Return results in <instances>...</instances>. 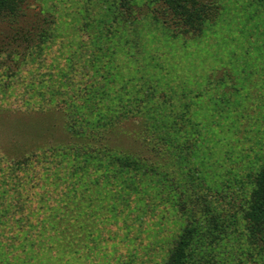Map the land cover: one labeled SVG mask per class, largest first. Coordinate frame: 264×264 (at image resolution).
<instances>
[{"label": "rangeland", "instance_id": "1", "mask_svg": "<svg viewBox=\"0 0 264 264\" xmlns=\"http://www.w3.org/2000/svg\"><path fill=\"white\" fill-rule=\"evenodd\" d=\"M166 1L134 0L127 23L113 0H25L0 23L17 52L0 56V264H168L189 230L187 264H264L244 220L264 164V0H195L197 30Z\"/></svg>", "mask_w": 264, "mask_h": 264}, {"label": "trees", "instance_id": "2", "mask_svg": "<svg viewBox=\"0 0 264 264\" xmlns=\"http://www.w3.org/2000/svg\"><path fill=\"white\" fill-rule=\"evenodd\" d=\"M25 0H0V23L1 22H8L11 24V26H17V21L19 17V13L21 12V6ZM134 0H113L112 7H110L107 11V14H113V15H119V14H125L126 13V22L132 23L136 21L135 13L136 10L133 6ZM118 4L116 7L115 5ZM166 7H167V15H168V21L173 19V22L179 29L184 30H197L201 28V25H203L202 16L205 15L206 10L204 8L199 7V5H196L195 0H168L166 1ZM119 8H122L124 12L117 11ZM22 16H24L22 14ZM154 20L158 21L157 16H153ZM168 23L167 21H165ZM19 30H22V28H17ZM22 45V44H21ZM9 49L13 48L12 44H9ZM3 50V51H2ZM8 53V55H7ZM2 54V55H1ZM17 55V52L15 50H10V53L7 49H1L0 50V56L4 59H8L13 57L15 59V56ZM25 58V54L23 55V59ZM15 76V74H13ZM7 77H12L11 74H7ZM120 156L123 155V152L116 153ZM29 156V155H28ZM121 159V158H120ZM123 160H120V164L123 165L121 167L120 164H118L117 169L125 170L131 167H134L132 164L130 158H122ZM30 159L26 156L19 157V160L17 162V167H21L18 169L20 172H26L27 165ZM134 163V162H133ZM135 164V163H134ZM10 166V165H9ZM6 169V168H5ZM247 209L244 213V220H246L247 226L249 228L250 237L252 243L255 241H261L264 243V164L262 168L260 169L256 179L255 183L252 185L250 190V197L247 202ZM81 231L82 228H79ZM73 230V229H72ZM71 231V230H70ZM84 233V236L86 235V231H82ZM194 232L189 230L184 233L183 236L180 237L179 242L177 244V247L171 256L168 264H187L189 261L188 255L189 250L193 244L194 239ZM75 233L70 232V241L69 244L66 246H59L62 247L61 251L59 252L60 255L63 256L64 250L68 251H74L76 252V247L74 246L75 242L74 239L77 237ZM67 238V235L64 236ZM88 244H85L84 247H86ZM70 251V252H71ZM69 253V252H68ZM72 253V252H71Z\"/></svg>", "mask_w": 264, "mask_h": 264}]
</instances>
